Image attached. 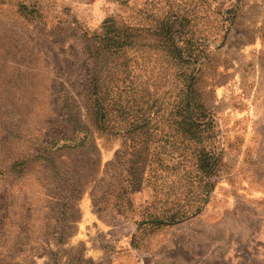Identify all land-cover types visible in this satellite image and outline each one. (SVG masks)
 <instances>
[{
    "label": "rangeland",
    "instance_id": "obj_1",
    "mask_svg": "<svg viewBox=\"0 0 264 264\" xmlns=\"http://www.w3.org/2000/svg\"><path fill=\"white\" fill-rule=\"evenodd\" d=\"M0 264H264V0H0Z\"/></svg>",
    "mask_w": 264,
    "mask_h": 264
},
{
    "label": "trees",
    "instance_id": "obj_2",
    "mask_svg": "<svg viewBox=\"0 0 264 264\" xmlns=\"http://www.w3.org/2000/svg\"><path fill=\"white\" fill-rule=\"evenodd\" d=\"M122 45V44H120ZM175 52H178L179 49L178 47H176L175 45H173ZM180 57L181 56V52H179ZM92 81H94L93 84V92L91 94V98L89 99V108H90V114L91 117L93 119V121L95 123H97L99 126H102L103 124V120H104V115H105V108L101 103V96L98 93V87L96 85L97 80H96V75H94L92 77ZM96 81V83H95ZM190 104H191V99H190V95L185 93L184 96V102H183V107H184V113H185V120H189V128H188V133H190L193 137H195L197 139L200 138V135L195 133V128H192L194 126H198L200 123H198L197 118L194 117V113L190 108ZM196 119V120H195ZM208 155V156H207ZM211 156V157H210ZM213 155L206 153L204 159L200 158V168L207 173V171H210V167L212 164V160H213ZM212 159V160H211Z\"/></svg>",
    "mask_w": 264,
    "mask_h": 264
}]
</instances>
